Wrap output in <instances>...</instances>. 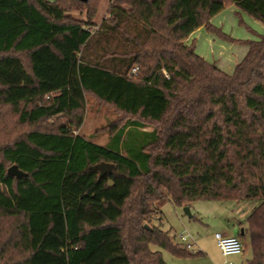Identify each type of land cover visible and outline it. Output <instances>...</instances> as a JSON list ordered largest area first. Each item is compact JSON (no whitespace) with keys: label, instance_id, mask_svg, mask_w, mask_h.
<instances>
[{"label":"trees","instance_id":"trees-1","mask_svg":"<svg viewBox=\"0 0 264 264\" xmlns=\"http://www.w3.org/2000/svg\"><path fill=\"white\" fill-rule=\"evenodd\" d=\"M99 1L0 0V109L28 128L0 150V264L193 258L151 222L196 201L258 202L244 224L264 264V34L231 74L185 41L236 42L210 20L233 6L264 25V0H109L95 24ZM87 97L118 114L105 145L76 133Z\"/></svg>","mask_w":264,"mask_h":264},{"label":"rangeland","instance_id":"rangeland-1","mask_svg":"<svg viewBox=\"0 0 264 264\" xmlns=\"http://www.w3.org/2000/svg\"><path fill=\"white\" fill-rule=\"evenodd\" d=\"M108 7L109 0L99 1L93 20L95 24H98L106 16ZM69 13L74 19L87 20L83 12L71 11ZM220 16H224V18L222 26L219 25L218 28L236 42L218 38L207 32L202 33L203 35L197 33L194 36V41L197 47L204 52L206 51V56L210 58L209 61L214 62L223 72L231 74L247 52L246 42L255 40L259 35L264 34V25L238 9L232 11L225 8ZM117 120L118 114L113 108L87 97L82 125L76 133L85 138H90L94 144H106L109 139L110 126L113 121L116 122ZM27 129L25 126L17 125L15 115L9 107L2 106L0 109V150L3 145L11 142ZM150 129L147 128V130ZM229 204V202L196 201L190 205L189 209L194 218H189L183 213V208H174L170 202L163 203L160 207V216L154 217L151 223L162 231H168L174 243H177L176 236L185 231L194 240V253L198 250L196 243L203 245L204 253L193 258H186L187 260L182 258L183 260L179 261L166 250L152 246L153 250L161 252L163 261L167 264H180V262L182 264H248L252 257V248L246 234L242 238L235 236L247 246L244 247L240 255L224 257L214 239L219 217L225 214H233L229 209ZM257 204L258 202L254 201L242 203V205L254 207Z\"/></svg>","mask_w":264,"mask_h":264},{"label":"crops","instance_id":"crops-1","mask_svg":"<svg viewBox=\"0 0 264 264\" xmlns=\"http://www.w3.org/2000/svg\"><path fill=\"white\" fill-rule=\"evenodd\" d=\"M227 8L231 9L232 11H235V9H237V8H234L233 6H229ZM223 12H224V10L221 11L220 14L214 16L210 20V24L215 26L216 28H218L219 25L222 26V24H223L222 21H223L224 16H220V15H222ZM205 32H207V31L203 27L197 29L196 31L191 33L189 35V37L185 40L186 44L189 45V44H191L193 42L195 43L194 36L197 33H201L200 35H203L202 33L205 34ZM207 33H209V32H207ZM195 52L200 57H203L204 59H206L208 62L214 63V62H211V61L208 60L210 58H208V56H206L207 55L206 51L205 52L202 51L199 47H197V44L195 45ZM99 145H105V144H99ZM225 202H229L230 203L229 204L230 205L229 209H230V211L233 214H230V215L229 214L228 215L225 214V215L219 217V221H218L217 227L215 228L216 232L214 234L221 233L224 236H230V237H235L236 236V237H241L242 238V236H244L246 234V228H245L246 226L244 224V221L249 216V214L251 213V210L254 208V206L242 205V203H244L245 201H241L242 203L241 202H234V201H225ZM189 209H190V206H189ZM192 218H194V216H192ZM205 226H207V225L205 224ZM209 233H210V231H209ZM242 244H244V242ZM196 245L198 247L197 252H199L200 255H203V253H204L203 250H202L204 248L203 245H201V243H196ZM244 247L245 248L247 247L246 244H244ZM177 260L180 261V260H183V259L180 258V259H177ZM185 260H187V259H185ZM180 264H182V263L180 262Z\"/></svg>","mask_w":264,"mask_h":264},{"label":"built area","instance_id":"built-area-1","mask_svg":"<svg viewBox=\"0 0 264 264\" xmlns=\"http://www.w3.org/2000/svg\"><path fill=\"white\" fill-rule=\"evenodd\" d=\"M137 67L130 70V75H136ZM48 99V97H46ZM177 243L183 246L187 251L194 253V240L185 231L176 236ZM214 239L217 247L221 251L224 257L230 255H240L244 249V244H242L238 238L224 236L221 233L214 234Z\"/></svg>","mask_w":264,"mask_h":264},{"label":"water","instance_id":"water-1","mask_svg":"<svg viewBox=\"0 0 264 264\" xmlns=\"http://www.w3.org/2000/svg\"><path fill=\"white\" fill-rule=\"evenodd\" d=\"M81 1L86 2L87 0H81ZM92 170L99 171L100 174L103 175L105 173L112 172L113 171V166L108 164V163L101 162V163H98V165L93 166ZM6 172L8 173L9 176H12V177H15V178H20V177H26L27 176L26 173L19 171L15 165H12L9 168H7ZM182 210H183V213L187 217L192 218V215L190 214V211H189V207H183Z\"/></svg>","mask_w":264,"mask_h":264}]
</instances>
